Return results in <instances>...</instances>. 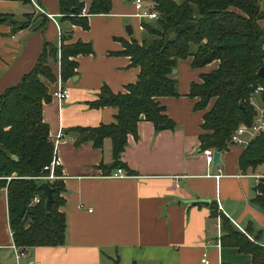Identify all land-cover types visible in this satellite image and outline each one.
Returning a JSON list of instances; mask_svg holds the SVG:
<instances>
[{"label":"crops","instance_id":"crops-1","mask_svg":"<svg viewBox=\"0 0 264 264\" xmlns=\"http://www.w3.org/2000/svg\"><path fill=\"white\" fill-rule=\"evenodd\" d=\"M260 5L264 13V0ZM0 13H11L18 21L34 14L31 26L18 31L9 23L0 24V100L33 70L46 42L60 46L65 37L66 44L82 41L94 49L75 57L78 74L66 81L61 78L60 56L52 58L49 64L57 79L46 80L52 99L44 104L43 119L62 162L58 180L65 185L66 242L22 248L26 254L17 258L7 188H2L0 264H116V259L118 264H252L251 254L222 243V219L212 216L211 204L189 202L197 196L216 202L220 212L264 247V208L253 201L264 165L243 172L239 157L244 147L229 144L220 151L223 164L213 168L200 149L209 108L194 109L198 98L190 96V88L203 73L216 69L218 60L200 68L192 66V57L179 60L180 95L158 98L176 128L158 131L153 122L140 121L138 136H128L122 154L132 176L108 177L116 169L111 138L98 148L88 137L83 139L81 129L116 120L117 107L91 106L104 85L118 93L138 80L140 67L123 52L125 41L142 42L145 33L134 0H112L110 13L89 16L88 29L64 18L59 0H0ZM43 18L47 21L41 29ZM259 23L264 27V17ZM62 87L70 89L69 98L54 96ZM260 97L255 96L257 102ZM205 256L208 263L202 261Z\"/></svg>","mask_w":264,"mask_h":264},{"label":"trees","instance_id":"trees-1","mask_svg":"<svg viewBox=\"0 0 264 264\" xmlns=\"http://www.w3.org/2000/svg\"><path fill=\"white\" fill-rule=\"evenodd\" d=\"M29 3L31 0H20ZM64 18L84 29L89 16L108 14L112 0H59ZM158 11L156 20H143L142 42L133 38L124 42L126 55L140 67L138 80L128 84L124 92L115 93L104 85L92 107L118 108L115 121L81 129L95 147L102 148L105 138L113 143L114 167L128 169L122 154L128 136H138V124L151 121L155 129H175L176 122L158 100L160 96H179L177 69L179 60L192 57V66L204 67L214 60L216 69L203 73L193 82L190 96L198 98L196 110H207L200 135V149L224 151L234 131L241 125H252L256 108L252 98L264 86L259 70L264 67V17L260 0H152ZM87 6L88 13L82 14ZM34 14L18 21L11 13H0V24L13 25V31L30 27ZM43 18L40 28L45 27ZM60 46L46 42L33 70L21 82L7 89L0 100V191L7 188L9 222L14 242L21 248L59 246L66 242L67 215L62 207L66 199L61 180L43 178L50 174L44 166L56 153L49 125L43 119V107L52 99L46 80L56 81L49 62H61V78L66 81L78 74L75 57L94 52L90 43L77 41ZM194 47L196 48L194 50ZM264 98V92L262 94ZM243 172L264 165V131L257 133L239 157ZM131 172V171H130ZM56 173H62L61 168ZM48 182L54 189V201L48 212L46 196L39 186ZM253 201L264 208V177L256 187ZM41 200L32 204L35 196ZM213 217L222 219V243L236 246L253 256L252 264H264V247L257 239L236 227L212 202ZM116 264L118 260L116 259Z\"/></svg>","mask_w":264,"mask_h":264},{"label":"built area","instance_id":"built-area-1","mask_svg":"<svg viewBox=\"0 0 264 264\" xmlns=\"http://www.w3.org/2000/svg\"><path fill=\"white\" fill-rule=\"evenodd\" d=\"M135 7H136V13L135 15L142 20H156L158 18V11L154 8V6H148L147 0H134ZM37 8L44 12L43 8L36 4ZM88 10L87 7H84L82 9V14H87ZM142 29H144L142 25ZM264 92V86H259L256 89L255 94L261 96V100L259 102L256 101L255 96L252 98V103L254 104L256 108V116L255 120L252 125H245L241 124L232 134L231 139L229 140V144H235L239 146H243L244 148L249 144L251 139L259 132L264 131V98L262 97V94ZM71 95L70 89L68 87H62L59 90L54 92V96L58 97L60 99H67ZM64 135L60 134L59 138H63ZM213 149L207 148L204 150V154L208 160L209 163H212L213 161ZM61 159L58 156L57 153H55V156L53 157L52 161L50 164L44 166V170H49L50 174L48 176H44L43 178L47 180H58L62 177V173H56V169L61 167ZM132 176L128 171L125 170L123 167H117L113 172L108 174V177H113V178H128ZM220 175H217L219 177ZM41 198L39 195L35 196L33 199L32 204L40 202ZM219 208H221V205L219 204ZM14 248L16 250V256L17 258H21L25 256V251L17 246L16 244L14 245ZM205 263H208L209 260L205 258L202 260ZM28 264H39V262L35 261H30Z\"/></svg>","mask_w":264,"mask_h":264},{"label":"water","instance_id":"water-1","mask_svg":"<svg viewBox=\"0 0 264 264\" xmlns=\"http://www.w3.org/2000/svg\"><path fill=\"white\" fill-rule=\"evenodd\" d=\"M127 30H128L129 33H132L133 32L131 26H128L127 27ZM173 72L176 73L177 70L174 69ZM259 74L264 79V67H262L259 70ZM83 139L86 140L87 139V136H84ZM212 164H213V168H215L218 165H222L223 164V161H222V153L220 151L214 150ZM39 188H40V190H42V192L46 196V209L49 212L50 209H51V205H52V203L54 201V194H53L54 189L50 186V184L48 182L41 183L40 186H39ZM189 202L191 204H193V205H201V206H207V205H210L211 204V201L210 200L205 199V198H202V197H199V196H197L194 199L189 200Z\"/></svg>","mask_w":264,"mask_h":264},{"label":"rangeland","instance_id":"rangeland-1","mask_svg":"<svg viewBox=\"0 0 264 264\" xmlns=\"http://www.w3.org/2000/svg\"><path fill=\"white\" fill-rule=\"evenodd\" d=\"M177 2H182L183 0H176ZM150 2H152V0H150ZM145 34V33H144Z\"/></svg>","mask_w":264,"mask_h":264}]
</instances>
